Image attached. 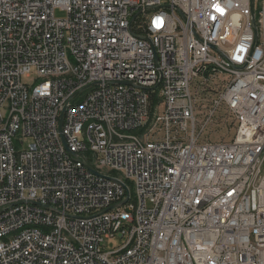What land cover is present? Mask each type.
Instances as JSON below:
<instances>
[{
	"label": "built area",
	"instance_id": "obj_1",
	"mask_svg": "<svg viewBox=\"0 0 264 264\" xmlns=\"http://www.w3.org/2000/svg\"><path fill=\"white\" fill-rule=\"evenodd\" d=\"M0 264H264V0H0Z\"/></svg>",
	"mask_w": 264,
	"mask_h": 264
},
{
	"label": "rangeland",
	"instance_id": "obj_2",
	"mask_svg": "<svg viewBox=\"0 0 264 264\" xmlns=\"http://www.w3.org/2000/svg\"><path fill=\"white\" fill-rule=\"evenodd\" d=\"M55 14L57 16H65L66 11L58 7L55 10ZM26 81L31 80L26 79ZM218 89L219 85L217 87H209L207 88V90H204L203 93H201L202 89L199 92L196 91L197 93H195V96L197 102V112L199 114L198 116L203 115V113H205L207 109L210 108L209 103L211 99L216 95ZM218 112L219 113H216L212 122L206 128L204 134L211 139H229L232 137L235 131L233 117L226 115V111L224 108H221ZM27 141L28 140L24 142V146L27 145ZM119 240L120 239L115 236L112 239L106 240L105 246L108 249H113Z\"/></svg>",
	"mask_w": 264,
	"mask_h": 264
},
{
	"label": "water",
	"instance_id": "obj_3",
	"mask_svg": "<svg viewBox=\"0 0 264 264\" xmlns=\"http://www.w3.org/2000/svg\"><path fill=\"white\" fill-rule=\"evenodd\" d=\"M61 123H62V120H61ZM89 167H90L91 169H93L91 166H89ZM93 170H94V169H93ZM112 206H113V205H112ZM112 206H111V207H112Z\"/></svg>",
	"mask_w": 264,
	"mask_h": 264
}]
</instances>
